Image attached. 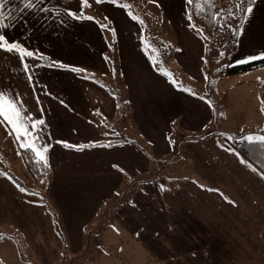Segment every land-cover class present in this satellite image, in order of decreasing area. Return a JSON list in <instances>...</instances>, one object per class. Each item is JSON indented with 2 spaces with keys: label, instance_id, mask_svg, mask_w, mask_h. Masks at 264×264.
Instances as JSON below:
<instances>
[{
  "label": "rangeland",
  "instance_id": "rangeland-1",
  "mask_svg": "<svg viewBox=\"0 0 264 264\" xmlns=\"http://www.w3.org/2000/svg\"><path fill=\"white\" fill-rule=\"evenodd\" d=\"M76 1H80L76 15L82 12L97 20L106 40L103 50L98 51V35L92 39L82 36L81 45L78 33L64 39L66 54L86 58L82 46L89 43L102 61L101 69H65L86 82L80 93L75 92L77 105H82L80 112L90 111V122L100 132L119 131L120 138L133 139L130 144L139 151H146L150 145L152 155L148 157L141 151L145 155V172L134 174L116 169L108 174L113 194L107 191L109 199L99 214L78 231L76 237L81 239L82 248L72 253L79 245L71 249L67 230L65 241L54 230L51 209L57 206L52 195L61 190L60 197L66 200L73 199V194L75 198L85 195L80 189L76 192L78 185L65 189L63 183L75 177L78 170L99 178L101 167L92 161L89 165L86 159L69 160L66 168L60 170L64 178L49 172L41 187L31 180L18 156L24 138L18 140L0 118V264H264V178L234 151L221 150L217 143L220 139L264 136V94L260 92L264 87V67L217 79L221 75L217 71L223 65L264 56V36L258 33L264 28L258 5L264 8V1L258 0L259 4H253L251 12H246L243 24L247 32L232 48H223V44H231L230 34L242 13L241 0H225L217 13L219 23L212 24L219 26L215 36L209 39L212 31L202 28L194 31L198 41L193 40L185 23L177 22L181 21L180 14H164L157 0H88L90 6L83 8L82 0ZM101 3L109 14L102 12ZM104 17L107 21H103ZM251 28L254 31H248ZM137 50L141 56L138 65L142 59L146 65L149 63L160 77V84L152 76L146 78L141 66L142 75L131 74ZM120 51L128 58L122 66ZM63 55L51 52L48 56L60 61ZM36 57L41 65V57ZM153 70L148 68L152 73ZM34 78L38 86L53 84L42 70L34 71ZM129 79L134 86L131 81L132 87L128 85ZM51 84L48 89L56 90L52 96L61 100L54 101L55 108L61 106L63 111L62 97ZM170 94L175 98L168 99ZM132 98L144 110L153 104L159 111L167 102L164 109L170 104L172 114L182 111L168 123L171 133L166 153L153 151L134 121ZM117 99L124 105L120 110ZM95 101L101 105L99 114L94 112L95 107L92 109ZM197 102L207 107L203 110L204 124L196 130L185 128L184 124L191 120L188 117L196 115ZM42 106L48 108L46 103ZM148 114L147 125L158 122V112ZM31 132L30 139H34L38 149L47 148V143L53 146L54 140L59 142V148L78 146L66 139L73 136L72 132L64 134L52 128L49 131L47 127ZM84 150L85 147L79 149ZM45 153L46 157L48 152ZM60 215L64 225L65 216ZM140 218L144 229L135 226Z\"/></svg>",
  "mask_w": 264,
  "mask_h": 264
},
{
  "label": "crops",
  "instance_id": "crops-1",
  "mask_svg": "<svg viewBox=\"0 0 264 264\" xmlns=\"http://www.w3.org/2000/svg\"><path fill=\"white\" fill-rule=\"evenodd\" d=\"M157 1L160 7L164 10H162L163 13L165 12L164 14L167 13L169 16H174L175 12L180 14L179 16L181 21L179 20L177 22L185 23L186 28L194 35L193 40L198 41L194 33L196 30L192 26L191 20L189 19L186 11V0ZM33 3L35 6L28 9L24 7L22 0H8L7 4L2 9L5 18L2 20V22H0V36H3L5 40L10 43L18 44L23 49L32 51L35 55L31 58L25 57L22 60L20 55L16 52L0 50V93H4L9 100H12L21 106L22 113L25 116L24 122L29 127L30 131H33V129H31L32 121L43 120L44 123L38 125L37 128L34 129L35 131H40L44 129V127H47L49 131H51L52 128L53 130L62 132L64 134L72 132L73 136H71L69 139L66 137L67 141H75L78 145H93V147L85 148L84 151H79L73 147L59 148V142L54 140L53 146L47 143L48 153H45L48 159L46 163L48 165L50 175L54 174V176L58 175L64 178L65 175L60 170L62 168H66L69 160L77 161L80 159H86V163L89 165L90 161H92L94 164L101 167V170L97 174L99 178H95V175L92 174L86 175L78 170V174L75 177L70 178L63 183L64 187L66 186L65 189L72 188L73 186L71 185H78L77 187L79 188L76 189V192L80 189L85 193V195H77V198H75L73 192L69 189V193L73 194L70 195V198L73 199L66 200L63 198V196L60 197L62 190L59 192H54V195H52L55 205L59 209L60 213L64 214L65 216L64 228H66L65 230H67L68 235L70 236L68 243L69 247L72 249L75 244L79 245L77 251L70 249L72 253H76L81 251L80 247L82 248L81 239L79 240L76 237L79 235L78 231H82V229L86 228L85 226L89 220L91 221L94 215L97 213L99 214L98 210L109 199L107 191L109 190L110 195L113 194V185H111V179L109 178L110 176L108 177V174H113V171L116 169L121 172V169L129 170L130 172L128 173L134 172V174L137 173V171L145 172V155L141 152L142 150L139 151V149L133 147V145L130 143H121L117 144L116 146L102 145L100 143L102 141V137L100 135L101 132L99 129H97V127L94 126V124L90 122L91 117L89 116L91 112L87 110L80 112L82 105L78 106L75 100V92L80 93L82 91L81 85L85 84L86 82L82 81L80 77L76 76L75 74H72L71 71L50 67L49 65L42 64V62L41 65L38 63L36 55L42 54L50 58L48 55H50L51 52H55L57 54H64L63 56H60V61L62 63L75 66V69H79L80 71L82 67L101 69L99 67H101L102 61L98 56V52L96 57V53L94 51L92 52L93 48L89 46V43L82 46L86 54V58H82L80 56L66 54V43L64 39L66 37L74 38L78 33V35H80L79 44L81 45L82 36H89L92 39L98 35L101 39L95 45H97L96 49L98 51H102V43H106L104 38L105 35L103 36L100 30L102 26L100 25L101 27L99 28L97 26L98 24H96L97 20L93 19V17L92 19L80 18V13L79 16L68 15V12L77 14L76 6L77 9H80V1L33 0ZM102 4L103 3L100 4V7H102V12L108 13L106 12L107 7L104 8ZM253 4L258 5V0H254ZM258 6V9H261V13L264 17V8H260V4ZM113 12L114 10L112 13ZM84 16L91 17L89 15ZM105 20L107 21V19L104 17L103 21ZM186 22L189 23L187 24ZM132 23L133 25L136 24L135 21ZM243 28L245 29L244 24ZM103 29L105 28L103 27ZM244 29H242L243 32H247ZM248 31L254 30L251 28ZM258 31L259 36H264V28L259 29ZM243 32L241 33L240 37H244ZM177 35L178 38H180V33ZM179 40H181V38ZM180 44H182L181 41ZM145 52L146 50L144 51V54ZM139 58H141V56L137 50L131 74L142 75L139 71L141 66L144 68L146 78L148 76H152L156 78V83L160 84V77H158L153 68H150L149 63L146 65L142 59L141 64L138 65ZM52 61L58 60L53 59ZM125 61H128V58H124L122 56V52L120 51L121 66ZM25 64L28 65V72L24 71ZM48 67H50V69H48ZM148 68L153 70V73L148 71ZM36 70H42L48 73L49 82H53V84L50 83L51 86L57 87V93L61 95L64 102L63 111H61V106H56L57 110L55 108L54 101H61L57 97L52 96V93L56 90L52 89V87L48 89V86L50 85L49 83H42L39 86L36 83L34 78V71ZM29 77H31V79H29ZM130 81L133 85V81L131 79H129L127 82L128 85L132 87ZM91 93L93 92L91 91ZM171 96L175 98V95L170 94L168 99ZM184 98L185 100L188 99L186 97ZM95 100H97L96 94ZM154 100L157 99L154 98ZM167 101L170 103V100ZM42 103H46L50 111L47 107H43ZM166 103L167 102L162 103L163 105L159 108V111H156V107L153 104L150 109L144 110L141 107L142 104L138 105V103H135V100L132 98V112L134 111V121L138 126H140L141 130L146 135V140L149 141L153 151H155L157 154L166 153L165 148L167 151L169 150L167 148V139L171 133V130H168V123L174 117V115L182 113L181 110H176L177 112L172 114L169 112V108L172 107L170 104L168 109H164V104ZM197 103L199 105H194L197 108V110L194 109L196 115L188 117V119L191 120H187V124H184L185 128H193L196 130L198 127L201 128L199 125L204 124L202 118L205 119L206 113H203V110L206 111L207 107L200 104L199 102ZM94 107L96 108L94 112L99 114L100 111L98 107H101V105L95 101L92 109ZM45 111H49V114ZM149 112H158L159 120L157 123L154 124L152 122L153 124L151 125L146 124L145 119L149 117ZM28 117L31 119L29 120ZM3 122L7 126H10L6 121ZM95 125L98 126L97 123ZM67 143L71 145V143ZM106 174L107 176H105ZM103 188L104 191L102 190ZM90 193L91 195L88 196ZM105 197H107L105 199L106 201L104 200ZM83 202L85 203V206L81 205ZM261 212L264 213V210H261ZM127 218V216L124 217V219ZM138 222L139 224L135 225L136 228L144 229L145 225L143 219L140 218ZM131 226L132 225H129V228H132Z\"/></svg>",
  "mask_w": 264,
  "mask_h": 264
},
{
  "label": "trees",
  "instance_id": "trees-1",
  "mask_svg": "<svg viewBox=\"0 0 264 264\" xmlns=\"http://www.w3.org/2000/svg\"><path fill=\"white\" fill-rule=\"evenodd\" d=\"M224 1L225 0H192L191 3L190 2L187 3L186 11L194 29L196 31H199L200 29L203 30L202 28H204L206 29V31L208 30L210 32L212 31V34L208 36V38L213 39L215 33L219 29V26L218 24L216 25H212V24H214L215 21L216 23H219L217 19V13L219 10L222 9V5L224 4ZM241 1H242V13L240 20L235 24L234 29L230 34L229 40L231 44L228 45L224 43L223 48L234 46L239 42L241 33L243 32L242 29H244L243 22H244L245 14L247 12L246 9L251 7L252 4L254 3V0H241ZM197 23H199L200 25L197 26ZM162 51L163 50H160V52ZM41 56H45V55L38 54V57ZM48 65L49 66L55 65L52 67L61 68V69L71 70L75 68V66L68 65L60 61H52L50 58H48ZM260 67H264V56L256 57L254 59H250L246 61L243 60L236 64L228 63L227 65H223L219 67V71L217 72L221 73V75L217 76V79L222 78V76H232L247 71H251L253 69ZM261 91L264 94V87L262 88V90L260 88V92ZM115 101L117 103L118 109L120 110L124 105L120 102L119 99ZM101 133L103 138L100 143L104 146L117 145L121 143H133L134 141L133 139L127 137L120 138L121 134L119 131H116L115 133L112 132L110 133L108 130L106 132L105 130H103L101 131ZM217 143L221 149L234 151L241 159L249 163L257 172H259L261 175H264V142H261L258 139H253L251 142L248 141L247 139L235 140V141H231V140L227 141L226 139H220L219 142ZM78 146H84L85 148L93 147L92 144L78 145ZM142 151L148 157L152 155L150 151V145L146 146V151L144 150ZM17 153L18 156L22 159L23 166L27 174L30 176L31 180L42 187L49 173L47 163L45 161H41L39 157H37V155L29 148H24L19 146ZM152 157L155 158L154 156ZM154 160L156 161L157 159L155 158ZM43 195L45 196V192H43ZM51 210H52L51 212L52 224L54 230L56 231L60 239L62 241H65V231H64L65 228L60 220L61 217L60 212L55 207L52 208ZM89 238L91 237H87L88 240ZM63 244L66 245V243L64 242ZM84 246H85V241L83 247Z\"/></svg>",
  "mask_w": 264,
  "mask_h": 264
},
{
  "label": "snow or ice",
  "instance_id": "snow-or-ice-1",
  "mask_svg": "<svg viewBox=\"0 0 264 264\" xmlns=\"http://www.w3.org/2000/svg\"><path fill=\"white\" fill-rule=\"evenodd\" d=\"M7 2L8 0H0V22H2V20L5 18L2 9L5 7ZM22 2L24 3V7L28 9L35 6L33 0H22ZM100 2L101 0H97V3ZM113 2H115V0H113ZM189 2L191 3L192 0H189ZM88 6H90L88 4V0H82V8ZM251 10L252 9L250 7L246 9L247 12H251ZM68 15L75 16L76 14L72 12H68ZM80 18L92 19V17H85L82 12L80 13ZM0 50H6L8 52H16L17 54L20 55L22 60L25 57L31 58L34 57L35 55L32 51L25 50L22 47H20L18 44L8 42L7 40H5L3 36H0ZM252 59H254V57ZM51 66H55V65H51ZM71 70L80 71L79 69H75V68ZM24 71L25 72L29 71L27 64L24 65ZM29 79H31V77H29ZM0 118H2L3 121H6L7 124L10 125V131L16 135L18 140L21 137L24 138V143L21 144V147L31 149L37 155V157H39L41 161L46 162V157L44 153L47 151V148L38 149L36 147L34 139H30L33 133L30 131L29 127L24 122L25 116L22 113L21 106H19L17 103L13 102L12 100H9L4 93H0ZM28 119L30 120L31 118L28 117ZM43 123H44L43 120L32 121L31 129L34 130L37 128L38 125H41ZM245 139L251 142L253 140V137L248 136L245 137ZM256 139H258L261 142H264V136L258 137ZM73 147H77V150H79L84 146H73ZM262 178H264V175H262ZM161 190H163V188ZM209 190L211 191L212 189ZM21 191H24V189H21Z\"/></svg>",
  "mask_w": 264,
  "mask_h": 264
},
{
  "label": "water",
  "instance_id": "water-1",
  "mask_svg": "<svg viewBox=\"0 0 264 264\" xmlns=\"http://www.w3.org/2000/svg\"><path fill=\"white\" fill-rule=\"evenodd\" d=\"M41 62L44 65H48V58L46 56H41Z\"/></svg>",
  "mask_w": 264,
  "mask_h": 264
}]
</instances>
